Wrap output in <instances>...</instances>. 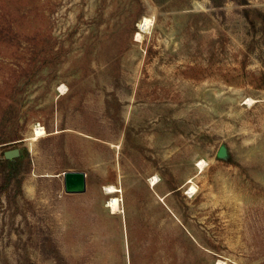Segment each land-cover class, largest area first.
Here are the masks:
<instances>
[{
  "label": "rangeland",
  "instance_id": "rangeland-1",
  "mask_svg": "<svg viewBox=\"0 0 264 264\" xmlns=\"http://www.w3.org/2000/svg\"><path fill=\"white\" fill-rule=\"evenodd\" d=\"M9 150L0 264H264V0H0Z\"/></svg>",
  "mask_w": 264,
  "mask_h": 264
},
{
  "label": "trees",
  "instance_id": "trees-1",
  "mask_svg": "<svg viewBox=\"0 0 264 264\" xmlns=\"http://www.w3.org/2000/svg\"><path fill=\"white\" fill-rule=\"evenodd\" d=\"M23 160L20 156H17L15 158L12 159H2L0 160V167L2 169V171H0V195L1 193L4 194V192H6L8 190V188L10 187L12 191H14V199L16 196L20 195L21 192V184L23 181V175H19L21 172L20 167L23 165ZM18 236V235H17ZM21 238V236H20ZM18 239L17 244H21L22 240ZM20 249L17 248L15 250V253L19 252ZM51 249L46 248V245H43V247L41 248V253L42 254H52V257L54 258L56 264H61L63 257L61 255H59L58 251H53L51 253ZM24 262L26 264H31L29 258L24 254L23 257ZM18 259H21V257L19 256L18 253Z\"/></svg>",
  "mask_w": 264,
  "mask_h": 264
},
{
  "label": "water",
  "instance_id": "water-1",
  "mask_svg": "<svg viewBox=\"0 0 264 264\" xmlns=\"http://www.w3.org/2000/svg\"><path fill=\"white\" fill-rule=\"evenodd\" d=\"M225 154L223 147L217 151V156L222 157ZM18 156L16 150H9L4 153L6 159H12ZM63 175V188L66 193H80L85 190V173L78 171L65 172Z\"/></svg>",
  "mask_w": 264,
  "mask_h": 264
},
{
  "label": "bare ground",
  "instance_id": "bare-ground-1",
  "mask_svg": "<svg viewBox=\"0 0 264 264\" xmlns=\"http://www.w3.org/2000/svg\"><path fill=\"white\" fill-rule=\"evenodd\" d=\"M150 24H151V18H149V17H147V16H144L143 19H142V21H141V25H142L143 29H144L145 27H147L148 25H150ZM138 26H139V25H138ZM139 37H140V34L137 33V34H136V39H138ZM34 130H35V131H34V135H33V137H32L33 140L36 139V138H38L39 136H41L42 134L45 133L44 130H43V128H41V127H35ZM198 167L201 169V168H202V165L199 164ZM155 178H156V177H154V178H152V179L150 180L151 184H154V183H155ZM118 190H119V189L115 188L114 186H108V187L106 188V191H107L108 193H115V192H118ZM191 190H193V187H191ZM109 204H110V206H111V208H112L113 211H115V210L117 211V209H118V199H117V198H115V197L111 198ZM218 264H219V263H218Z\"/></svg>",
  "mask_w": 264,
  "mask_h": 264
}]
</instances>
